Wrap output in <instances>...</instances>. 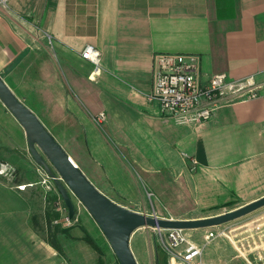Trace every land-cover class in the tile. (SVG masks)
Here are the masks:
<instances>
[{"label":"crops","instance_id":"0c3cea01","mask_svg":"<svg viewBox=\"0 0 264 264\" xmlns=\"http://www.w3.org/2000/svg\"><path fill=\"white\" fill-rule=\"evenodd\" d=\"M87 45L101 55L95 78L93 64L81 56ZM158 53L198 55L203 85L219 73L252 77L259 96L230 101L208 122L178 126L148 99ZM0 75L23 104L39 110L77 167L83 171L70 149L101 164L112 181L98 189L124 196L111 200L128 209L125 203L140 201L129 167L148 188L172 189L173 201L183 194L210 210L239 202L232 211L264 197V0H10L0 4ZM100 113L115 147L95 122ZM16 151L0 141V154L21 170ZM39 181L0 176V264H73L60 239L83 235L54 228L57 242L50 241L56 197ZM245 227L255 247L245 253L235 247L240 263L264 264V211Z\"/></svg>","mask_w":264,"mask_h":264},{"label":"rangeland","instance_id":"374dc122","mask_svg":"<svg viewBox=\"0 0 264 264\" xmlns=\"http://www.w3.org/2000/svg\"><path fill=\"white\" fill-rule=\"evenodd\" d=\"M28 108L30 109V107ZM35 109L36 111L33 112L36 116H39V119L42 121L39 110L37 108ZM100 127L102 128L101 131L103 135L106 136L105 139H107L111 146L115 147V142L113 141V139L111 137H108V135L106 134L105 126L101 125ZM49 132L54 137L52 130H50ZM54 138L56 139V137ZM4 140H7L9 145L17 148L18 151H16V155L20 159L18 167H20L21 170L19 168H16V163H10L3 157L4 153H1L0 157H2L0 158V176L10 178L13 181L17 180L19 182L39 181L41 178L37 177L36 172V168L38 165H36L35 161L30 155L28 145L26 146V133L23 127L15 119V117L5 108H3V103L0 101V141L2 142ZM56 140L62 146L58 139ZM61 140L64 141V139ZM65 140H67L68 145L72 144L71 139ZM70 151H72L74 155L79 158L80 162H82L81 166L83 169V173L97 188H102V186L106 184H109L111 186V182L109 183V181H112V179L107 181L105 176H107L108 178L109 176L106 170L101 167V164L96 163L88 154H84L82 149L76 148L75 150L70 149ZM119 154L126 164L127 160L121 154V151L119 152ZM26 159L30 161V163H32V166L29 165ZM38 168L43 173L44 177H50V175L44 169H41L40 167ZM196 168L197 167L193 166V171H195ZM52 170L54 171L56 178H59L60 176L57 174L53 167ZM127 172L130 175L131 179L135 180L136 187L138 191H140V201L125 204L131 206L133 208L131 210L146 214L148 216L156 215L159 219L164 218L173 220L200 219L207 218L206 216L219 212H221V214L230 212L231 208H234L239 204L238 202L237 205H234L232 207L228 204V210L224 211L222 209L210 210L209 208H204L193 204V202L191 201H186V196L183 194L180 195V198L183 199L182 201H173V197L170 194L172 189H169L170 192L157 190L155 191L152 186H150L149 188L147 187V180L143 176L139 175L137 170L129 167L127 169ZM98 178L101 179L100 183ZM55 187L58 191L56 183ZM33 191L37 193L36 190ZM68 191L75 206V217H77L78 221L75 222L74 225L70 228L56 224L55 221L59 220L62 217L64 210L58 209L56 202L51 203L49 209L50 215L48 217L50 241L57 242V234L60 231H68L70 229L77 228L75 232L81 233L83 235L82 238H78L75 236L74 240L72 237H62L60 239V242L64 248V251H62V253L65 258L71 260L73 264H119L110 244L108 243L98 224L85 209V207L80 203L77 197L70 190ZM149 191L153 193L149 194ZM57 194H59V192L56 193L53 191L49 196L52 195V197H56L55 201H57V199L59 198L58 196L60 195ZM105 196H107L109 199L115 198L117 200L125 198L124 196H117L115 194H108ZM261 211H264V207L245 217L229 222L227 224L207 229L188 230L187 233L190 234L191 237H193L199 245H205L203 252V261L205 263L241 264L240 262L242 258L239 257V254L235 247L237 246L238 248H242L244 253L249 251L250 246L248 245L255 247L252 239H250L249 236V227H242H244V225H248L254 215H257ZM176 214H184V216L176 218L174 216ZM54 228H56L55 230H58V233L54 232ZM222 230L225 231L227 233V236L229 237L218 236L216 238L210 239L209 241L206 240L205 237L209 232L213 231L216 233ZM160 237L161 236H159V234H156V232H154L151 228L139 229L133 234L131 239V249L137 259L138 264H169L170 256L164 249L162 245L163 241L160 240ZM253 240L255 241L254 237Z\"/></svg>","mask_w":264,"mask_h":264},{"label":"built area","instance_id":"2783aa9c","mask_svg":"<svg viewBox=\"0 0 264 264\" xmlns=\"http://www.w3.org/2000/svg\"><path fill=\"white\" fill-rule=\"evenodd\" d=\"M10 0H0V4L8 7ZM83 59L93 66L92 76L95 78L102 71L101 55L98 49L87 45L81 53ZM200 57L196 54L158 53L154 57L153 91L149 101H158L161 105L162 118L173 121L178 126L205 123L211 120L216 111L230 101L250 100L259 96L252 77L231 80L225 73L215 74L208 84L200 81ZM105 121V113H100L95 122L101 126ZM193 165L197 162L193 160ZM61 180V177L57 178ZM46 194L57 191L53 178L44 177L39 183ZM35 184H29L33 186ZM27 187L19 186V189ZM60 194V193H59ZM57 194V195H59ZM56 201L58 209L64 210L56 224L70 228L78 221L77 217L69 218L68 209L61 195ZM154 217H157L156 215ZM158 218V217H157ZM159 234L162 245L170 256L169 264H207L203 261L205 245H199L187 230L151 228ZM166 234V237H165ZM229 237L225 231L209 232L205 237L210 239ZM181 250V251H179ZM248 264H253L247 258Z\"/></svg>","mask_w":264,"mask_h":264},{"label":"water","instance_id":"95a60500","mask_svg":"<svg viewBox=\"0 0 264 264\" xmlns=\"http://www.w3.org/2000/svg\"><path fill=\"white\" fill-rule=\"evenodd\" d=\"M0 100L25 130L28 150L35 163L54 179L68 209L69 218L75 217L76 210L68 190L77 197L98 224L119 264H138L131 249V239L139 229L188 231L213 228L245 217L264 207V197H262L221 215L191 220L159 219L128 209L105 196L87 178L39 117L11 91L1 75ZM51 165L61 180L56 178Z\"/></svg>","mask_w":264,"mask_h":264},{"label":"bare ground","instance_id":"6f19581e","mask_svg":"<svg viewBox=\"0 0 264 264\" xmlns=\"http://www.w3.org/2000/svg\"><path fill=\"white\" fill-rule=\"evenodd\" d=\"M72 161H73V159H72ZM74 162V161H73Z\"/></svg>","mask_w":264,"mask_h":264},{"label":"trees","instance_id":"16d2710c","mask_svg":"<svg viewBox=\"0 0 264 264\" xmlns=\"http://www.w3.org/2000/svg\"><path fill=\"white\" fill-rule=\"evenodd\" d=\"M98 249V248H97Z\"/></svg>","mask_w":264,"mask_h":264}]
</instances>
